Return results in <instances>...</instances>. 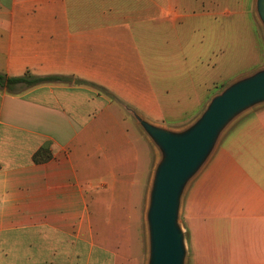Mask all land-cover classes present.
Wrapping results in <instances>:
<instances>
[{
    "label": "crops",
    "instance_id": "obj_1",
    "mask_svg": "<svg viewBox=\"0 0 264 264\" xmlns=\"http://www.w3.org/2000/svg\"><path fill=\"white\" fill-rule=\"evenodd\" d=\"M205 1L201 15L200 0H0V74L69 77L116 98L75 81L0 87V197L11 199L0 264L143 263L154 153L125 106L170 128L210 101L209 87L181 96L151 75L181 71L188 19L252 18L264 40L257 0ZM45 146L53 158L35 163ZM182 212L190 264H264V106L233 126Z\"/></svg>",
    "mask_w": 264,
    "mask_h": 264
},
{
    "label": "water",
    "instance_id": "obj_2",
    "mask_svg": "<svg viewBox=\"0 0 264 264\" xmlns=\"http://www.w3.org/2000/svg\"><path fill=\"white\" fill-rule=\"evenodd\" d=\"M256 13L264 34V0L256 1ZM262 106L264 67L228 85L183 129L153 124L125 106L160 155L146 209L147 264H187L180 217L189 184L208 164L230 125Z\"/></svg>",
    "mask_w": 264,
    "mask_h": 264
},
{
    "label": "rangeland",
    "instance_id": "obj_3",
    "mask_svg": "<svg viewBox=\"0 0 264 264\" xmlns=\"http://www.w3.org/2000/svg\"><path fill=\"white\" fill-rule=\"evenodd\" d=\"M200 2H202L200 6L199 3L196 4L195 2L194 9L191 10L192 12L195 11L202 15V13L213 11L211 8L203 5V3L206 2L205 0H200ZM201 15L197 18L188 19L182 23L184 28L181 31V71L178 73L174 72L171 66L165 68L159 67L160 69L155 68L151 75L155 83L163 86V88L169 87V90H173L176 87H179L181 89V96L182 90L190 93L194 89L199 90L209 87L210 91L214 92V95L211 97L212 99L215 95L220 94L228 85H230L232 80L250 73L263 65L264 60L261 58L260 53H262L264 40L258 25L254 19L252 20V18L249 19L244 17L243 22L233 24L223 17H218L215 20L210 16L204 17ZM160 47L161 46H158V51L160 50ZM207 104H202L200 107H194L189 115L191 118L195 117L194 120L186 122L182 127L170 128L183 129L188 127L206 109ZM243 119L244 116L240 117L223 133L214 154L220 149L223 141L233 126ZM167 123L170 126L172 125L171 123L175 122L169 120ZM138 129L151 145V142L139 126ZM151 147L154 153L155 169L160 155L154 146L151 145ZM195 179L196 178H194L189 184L186 195ZM148 191L149 189L147 190L146 196V208L149 195ZM180 225L186 235V245L190 257V233L183 212L180 217ZM141 236L144 242L142 264H147L148 233L145 212L143 215ZM188 264H190V258L188 259Z\"/></svg>",
    "mask_w": 264,
    "mask_h": 264
},
{
    "label": "trees",
    "instance_id": "obj_4",
    "mask_svg": "<svg viewBox=\"0 0 264 264\" xmlns=\"http://www.w3.org/2000/svg\"><path fill=\"white\" fill-rule=\"evenodd\" d=\"M55 81H75V83L79 85H85V86H90L93 88H96L100 92L105 93L112 99L116 100L114 96H112L106 89L99 87L95 84L83 81V80H74L73 78L69 77H60V76H50V77H45V78H38L33 76L30 72H27L24 76L22 77H7L4 74H0V87H5L8 86L9 88H12L15 85L18 84H24L26 86H34L38 85L41 83H50V82H55ZM53 158V154L48 146L42 147L39 151H37L34 156L33 160L37 164H42L50 161Z\"/></svg>",
    "mask_w": 264,
    "mask_h": 264
},
{
    "label": "clouds",
    "instance_id": "obj_5",
    "mask_svg": "<svg viewBox=\"0 0 264 264\" xmlns=\"http://www.w3.org/2000/svg\"><path fill=\"white\" fill-rule=\"evenodd\" d=\"M54 155L57 154L56 149H53ZM11 205V199L8 195L0 197V213L6 212Z\"/></svg>",
    "mask_w": 264,
    "mask_h": 264
}]
</instances>
